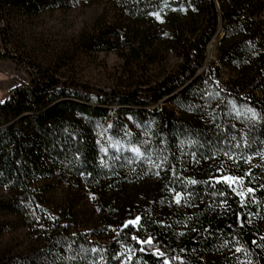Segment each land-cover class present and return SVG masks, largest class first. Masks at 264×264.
Wrapping results in <instances>:
<instances>
[{
    "label": "trees",
    "instance_id": "obj_1",
    "mask_svg": "<svg viewBox=\"0 0 264 264\" xmlns=\"http://www.w3.org/2000/svg\"><path fill=\"white\" fill-rule=\"evenodd\" d=\"M100 3L81 42L125 58V88L34 66L0 101V214L36 229L24 264H264V0H0L1 41L7 16Z\"/></svg>",
    "mask_w": 264,
    "mask_h": 264
},
{
    "label": "rangeland",
    "instance_id": "obj_2",
    "mask_svg": "<svg viewBox=\"0 0 264 264\" xmlns=\"http://www.w3.org/2000/svg\"><path fill=\"white\" fill-rule=\"evenodd\" d=\"M106 16L104 3L80 4L33 18L7 16L9 44L25 61L16 62L12 56L0 54V101L7 99L15 87L28 81L34 66L53 72L57 70L61 80L94 89L125 88L129 84L125 58L113 50H87L81 42L82 35L92 33L98 28L100 19ZM96 20L99 21L96 23ZM218 39V36L214 37L208 46L209 60L215 57ZM1 42L0 37V45ZM123 52H129V48L126 46ZM180 62L181 58L173 51L161 54L154 64L142 71L137 81H160ZM10 194V189L0 185V199ZM35 244V228L23 225L15 214H0V263L24 264L26 250H31Z\"/></svg>",
    "mask_w": 264,
    "mask_h": 264
},
{
    "label": "built area",
    "instance_id": "obj_3",
    "mask_svg": "<svg viewBox=\"0 0 264 264\" xmlns=\"http://www.w3.org/2000/svg\"><path fill=\"white\" fill-rule=\"evenodd\" d=\"M4 26H5L4 22L0 21V27H4ZM0 54L2 56H5V55L15 56L16 55V53L11 48L10 44L9 43H5V42H1Z\"/></svg>",
    "mask_w": 264,
    "mask_h": 264
},
{
    "label": "bare ground",
    "instance_id": "obj_4",
    "mask_svg": "<svg viewBox=\"0 0 264 264\" xmlns=\"http://www.w3.org/2000/svg\"><path fill=\"white\" fill-rule=\"evenodd\" d=\"M213 43V42H212ZM211 48H212V46H211Z\"/></svg>",
    "mask_w": 264,
    "mask_h": 264
},
{
    "label": "water",
    "instance_id": "obj_5",
    "mask_svg": "<svg viewBox=\"0 0 264 264\" xmlns=\"http://www.w3.org/2000/svg\"><path fill=\"white\" fill-rule=\"evenodd\" d=\"M210 45H211V44H210ZM210 45H209V46H210Z\"/></svg>",
    "mask_w": 264,
    "mask_h": 264
}]
</instances>
